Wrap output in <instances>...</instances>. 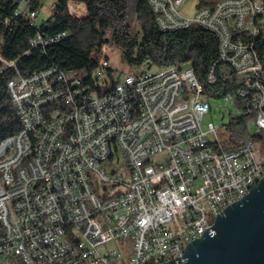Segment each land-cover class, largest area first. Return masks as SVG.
Returning <instances> with one entry per match:
<instances>
[{
    "label": "built area",
    "instance_id": "built-area-1",
    "mask_svg": "<svg viewBox=\"0 0 264 264\" xmlns=\"http://www.w3.org/2000/svg\"><path fill=\"white\" fill-rule=\"evenodd\" d=\"M147 1L162 30L197 23L216 35L218 60L244 76L238 94L254 91L250 129L264 133V67L254 48L264 0L254 17L249 0H197L192 17L180 12L187 0ZM38 13L34 0H18L15 15L37 24ZM61 36L38 32L30 44ZM110 65L101 59L94 71L101 88ZM82 79L52 66L7 81L21 129L0 141V264L167 262L203 233L222 199L264 169L260 141L228 151L225 125L201 127L211 107L190 66L126 72L110 90Z\"/></svg>",
    "mask_w": 264,
    "mask_h": 264
},
{
    "label": "trees",
    "instance_id": "trees-1",
    "mask_svg": "<svg viewBox=\"0 0 264 264\" xmlns=\"http://www.w3.org/2000/svg\"><path fill=\"white\" fill-rule=\"evenodd\" d=\"M46 1L34 0L39 13L37 24H33L31 19L15 15L18 0H0V56L7 60L0 61V141L21 129L20 118L7 88L9 79L17 73L28 74L55 66L79 71L83 82L92 88L110 90L120 80L115 68L110 65L107 70L106 88L97 84L94 71L101 59L109 60L104 54L105 46L115 44L130 68L140 70L144 66L143 70H146L187 65L193 68L202 85V94L209 102L231 95L240 114L231 116L225 124L229 141L225 150H238L249 140L260 141L264 146V133H252L247 125L256 114L252 101L254 91L246 88L242 95L238 94V89L244 85V76L238 75L230 63L218 60V40L212 31L197 23L162 30L147 0H51L49 15L38 21ZM71 2L83 3L85 15L72 13ZM211 2L213 0H198V6ZM129 9L133 10L139 25L140 37L132 32L126 21ZM261 20L254 46L263 62L264 22ZM38 32L45 37L62 36L45 46L31 45L30 40ZM240 34L242 38L247 37L244 31ZM4 62L12 64L4 67ZM212 64L213 79L210 80L208 73Z\"/></svg>",
    "mask_w": 264,
    "mask_h": 264
},
{
    "label": "water",
    "instance_id": "water-1",
    "mask_svg": "<svg viewBox=\"0 0 264 264\" xmlns=\"http://www.w3.org/2000/svg\"><path fill=\"white\" fill-rule=\"evenodd\" d=\"M261 42L264 64V35ZM160 264H264V176L189 241L182 256Z\"/></svg>",
    "mask_w": 264,
    "mask_h": 264
},
{
    "label": "rangeland",
    "instance_id": "rangeland-1",
    "mask_svg": "<svg viewBox=\"0 0 264 264\" xmlns=\"http://www.w3.org/2000/svg\"><path fill=\"white\" fill-rule=\"evenodd\" d=\"M196 1L197 0H187L184 5L180 8V12L185 17H192L196 11ZM51 0H47L44 7L40 11V15L38 17V21L42 18H46L51 9H50ZM70 11L79 16H83L86 13V9L83 3H74L71 2L69 5ZM127 23L130 24L132 32L140 37L139 25L135 19L134 13L132 9H129V12L126 16ZM264 22V17L261 20ZM105 55L108 56L110 64L115 68L116 75L122 77L126 72H137L138 68H130L126 62L123 60L120 48L115 44H107L105 46ZM145 69L143 66L140 70ZM158 68L152 67L149 70L155 71ZM210 110L204 114L201 120V127L206 130L209 128V123H214L223 127L226 123L229 122L231 116H237L240 114V110L235 104L234 99L232 98H219V99H211L210 100ZM247 125H249L250 129V121H248ZM253 126H251L250 131L253 133ZM223 131L221 130V135H223ZM200 180L196 181L198 184ZM214 219V216H212ZM109 245V244H108ZM111 245V244H110Z\"/></svg>",
    "mask_w": 264,
    "mask_h": 264
},
{
    "label": "bare ground",
    "instance_id": "bare-ground-1",
    "mask_svg": "<svg viewBox=\"0 0 264 264\" xmlns=\"http://www.w3.org/2000/svg\"><path fill=\"white\" fill-rule=\"evenodd\" d=\"M261 1L262 0H249V6H247V17H254V10L260 8ZM258 33H259V28H258ZM256 37L257 36H254V41ZM255 52H256V60H261L259 58V55L256 49H255ZM212 79H213V68L210 71V80ZM254 133L258 134V132H254ZM35 137H44V127H36ZM250 141H253V140H250ZM260 145L262 148V153L264 154V146H262V143ZM38 147H39V140H32L31 155H38ZM262 176H264V169L262 171H259V173H257L256 175H254L252 179L245 181V185H239L238 189H236L235 194H232V197H227V199H222V201L219 203V211H215L214 214L210 215V220L207 224V228L210 227L213 223L214 219H212V216H214L215 218V216L219 214L227 204L231 203L234 200H238L242 198V196L245 193L249 192V190L257 184V182L260 180ZM196 236H197V227H190V229H188V237H196ZM186 245L187 243H184L181 249V256L184 254V249Z\"/></svg>",
    "mask_w": 264,
    "mask_h": 264
}]
</instances>
